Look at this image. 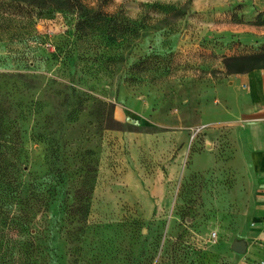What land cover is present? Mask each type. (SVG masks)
I'll return each mask as SVG.
<instances>
[{
    "label": "rangeland",
    "instance_id": "1",
    "mask_svg": "<svg viewBox=\"0 0 264 264\" xmlns=\"http://www.w3.org/2000/svg\"><path fill=\"white\" fill-rule=\"evenodd\" d=\"M193 1L81 0L105 18L79 32L0 0V175L12 141L32 209L0 264H243L249 195L208 131L233 43L200 36Z\"/></svg>",
    "mask_w": 264,
    "mask_h": 264
},
{
    "label": "crops",
    "instance_id": "2",
    "mask_svg": "<svg viewBox=\"0 0 264 264\" xmlns=\"http://www.w3.org/2000/svg\"><path fill=\"white\" fill-rule=\"evenodd\" d=\"M192 8L207 20L198 29L200 36L225 35L223 41L233 43L215 52L230 57L264 49V0H194ZM211 94L216 126L208 131L216 138L226 134L231 146L228 172L242 179L249 195L253 229L242 240L247 245L243 264H264V70L231 75L213 86ZM217 145L206 143L212 149Z\"/></svg>",
    "mask_w": 264,
    "mask_h": 264
},
{
    "label": "trees",
    "instance_id": "3",
    "mask_svg": "<svg viewBox=\"0 0 264 264\" xmlns=\"http://www.w3.org/2000/svg\"><path fill=\"white\" fill-rule=\"evenodd\" d=\"M16 6L26 8L27 12H70L77 13L79 21L77 30L82 31L85 20H101L105 18L100 12L86 8L81 0H4ZM223 68L226 75L245 74L254 70H264V49L249 54L226 57L223 59ZM9 162L8 170L0 175V237L15 240L22 235H30L32 224V209L24 205L21 197V190L16 182L18 173L17 155L18 148L16 143L9 141ZM47 211V206L43 212Z\"/></svg>",
    "mask_w": 264,
    "mask_h": 264
},
{
    "label": "water",
    "instance_id": "4",
    "mask_svg": "<svg viewBox=\"0 0 264 264\" xmlns=\"http://www.w3.org/2000/svg\"><path fill=\"white\" fill-rule=\"evenodd\" d=\"M231 250L237 255H243L246 252L247 245L242 240H235L231 244Z\"/></svg>",
    "mask_w": 264,
    "mask_h": 264
},
{
    "label": "built area",
    "instance_id": "5",
    "mask_svg": "<svg viewBox=\"0 0 264 264\" xmlns=\"http://www.w3.org/2000/svg\"><path fill=\"white\" fill-rule=\"evenodd\" d=\"M200 132H201V129H197V130L193 133L192 139L195 137V135L199 134ZM212 238H213V239H216V234H215V233H213Z\"/></svg>",
    "mask_w": 264,
    "mask_h": 264
}]
</instances>
